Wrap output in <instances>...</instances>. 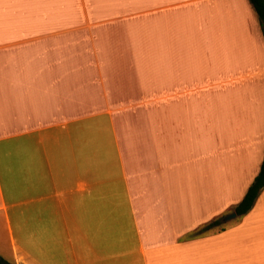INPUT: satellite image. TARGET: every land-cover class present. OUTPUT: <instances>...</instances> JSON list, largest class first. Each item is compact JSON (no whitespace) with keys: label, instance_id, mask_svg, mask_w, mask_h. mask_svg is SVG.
<instances>
[{"label":"crops","instance_id":"obj_1","mask_svg":"<svg viewBox=\"0 0 264 264\" xmlns=\"http://www.w3.org/2000/svg\"><path fill=\"white\" fill-rule=\"evenodd\" d=\"M263 161L249 0H0L1 258L264 264Z\"/></svg>","mask_w":264,"mask_h":264},{"label":"trees","instance_id":"obj_2","mask_svg":"<svg viewBox=\"0 0 264 264\" xmlns=\"http://www.w3.org/2000/svg\"><path fill=\"white\" fill-rule=\"evenodd\" d=\"M253 5L255 11L257 12L262 29L264 32V0H249ZM264 190V161L261 166V170L251 187L249 188L245 198L243 201L236 207L235 214L238 217H242L247 215L255 206L259 196ZM223 222L221 220H215L214 222L208 224L207 226L203 227L202 229L196 232V237H200L205 233L221 227ZM224 231V229H222ZM0 264H11L10 262L6 261L5 259L0 257Z\"/></svg>","mask_w":264,"mask_h":264},{"label":"rangeland","instance_id":"obj_3","mask_svg":"<svg viewBox=\"0 0 264 264\" xmlns=\"http://www.w3.org/2000/svg\"><path fill=\"white\" fill-rule=\"evenodd\" d=\"M227 7L229 8V10H228V13L230 14L231 13V11H230V9H232V10H235V9H237L236 7H237V5H236V3L235 2H232V3H229V5H227ZM264 33V32H263ZM239 151H242V149L241 150H239ZM244 151V150H243ZM242 176H244L245 177V175H242ZM234 184L232 185V187H231V189L229 190V192H228V196H227V198L225 199V201H226V204H227V212H225V215L226 216H224L222 219H221V221L222 222H224V221H226V222H228V221H230L231 223H228V227H232V226H238V225H240L241 224V222L243 221V219L245 218V216H247V215H245V216H242V217H238V218H232L231 216L232 215H234L235 213L234 212H232V210L231 209H235V207H236V204L238 205L239 203H240V201L242 200V198L244 199V197L242 196L243 195V193H244V191H245V189H246V185L248 184V182H245L244 180H234V181H232ZM252 184V183H251ZM224 198H222V200H223ZM218 201L221 203V200L220 199H218ZM225 203V202H224ZM252 211V210H251Z\"/></svg>","mask_w":264,"mask_h":264},{"label":"water","instance_id":"obj_4","mask_svg":"<svg viewBox=\"0 0 264 264\" xmlns=\"http://www.w3.org/2000/svg\"><path fill=\"white\" fill-rule=\"evenodd\" d=\"M231 217H232V218H236V217H237V215H236V214H234V215H232Z\"/></svg>","mask_w":264,"mask_h":264}]
</instances>
